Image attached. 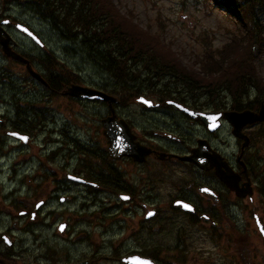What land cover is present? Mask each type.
Returning <instances> with one entry per match:
<instances>
[{
  "label": "flooded vegetation",
  "instance_id": "obj_1",
  "mask_svg": "<svg viewBox=\"0 0 264 264\" xmlns=\"http://www.w3.org/2000/svg\"><path fill=\"white\" fill-rule=\"evenodd\" d=\"M18 21L21 20L11 15H0V27L14 38ZM17 42V51L31 61L33 68L47 82L43 87L61 97L64 90L58 92L57 86L50 85L46 77L47 69L40 58H34L33 52H26L18 37ZM81 81L82 84H76L88 85L82 78ZM89 86L103 90L100 84ZM73 99L94 118L103 120L112 115L109 103ZM4 102L9 106L5 108ZM186 104L190 103L183 105ZM0 107L6 111L2 116L7 117L10 130L18 133L15 129L18 130L19 125L27 121L26 113L16 105L15 93L12 98L0 99ZM114 108L117 118L127 117L124 113L128 109L120 105ZM141 108L142 113L162 120L136 123L130 117V123L125 118L134 134H123L114 142L109 134L57 136V144L51 145L58 148V154L61 149L67 164L58 169V177L51 184L54 187L51 201L47 200L46 188L32 190L24 198H16L17 194L19 197L21 194L16 188L12 189L25 184L20 169L28 164L25 156L21 160L16 158L15 151L18 149V155L24 154V149L34 141V135L0 134V172L7 171L10 176L7 194L3 195L4 186L0 190L3 200L10 204L4 212H0V264H23L25 258L31 260L26 264H99L102 261L128 264L125 260L135 256L150 259L155 264H264V248L249 244V235L245 238L241 234L238 220L240 215L251 212L256 222L257 211L263 206L260 201L254 202V196L241 198L236 195L217 174V166L221 165V170L228 171L232 178L242 177L239 182L241 188H246L250 180L255 194L254 185L257 182L248 162L249 149L242 157L248 168L245 172L239 161L242 141H236L237 151L230 153V144L227 140L225 143L221 132L209 133L204 127L205 134H190L193 133L191 126H198L199 122L189 119L175 107L167 108L159 103L150 109ZM190 108L199 110L200 107ZM95 109L99 111L95 112ZM188 122L191 128L186 134L178 130ZM40 136L49 138L48 134ZM124 147L136 151L135 157H112L113 149L122 152ZM209 148L212 150L208 165L201 167L198 161L187 160L201 154L202 149ZM41 154L40 161L45 152ZM219 155L225 158L227 167L223 166ZM38 165V168L32 169L36 172L47 169L42 164ZM35 181H38V176ZM37 194L44 198H37ZM32 196L38 199L36 203L28 199ZM54 201L57 208L63 205L76 208V211L69 210L70 214L73 213L72 217L83 220L76 224H85L84 221L91 223V219L102 217L103 222L108 224L101 233L102 243L96 245L89 225L73 227L70 219H61V213H55L53 220L49 221L51 223H48L53 214L48 209ZM76 214L85 216L78 217ZM10 221L11 225L7 227ZM261 221L264 223V220ZM54 225L57 226V234L52 239L61 245V240H67L70 245L54 248L49 244V237L43 234L46 229H53ZM248 229L243 233L250 234Z\"/></svg>",
  "mask_w": 264,
  "mask_h": 264
},
{
  "label": "rangeland",
  "instance_id": "obj_2",
  "mask_svg": "<svg viewBox=\"0 0 264 264\" xmlns=\"http://www.w3.org/2000/svg\"><path fill=\"white\" fill-rule=\"evenodd\" d=\"M220 1L221 0H96L105 11L112 12V16H115V25L122 27L133 37L138 39V43H140L138 46L143 47L141 50H149V52L145 53L154 54L159 60L162 59L160 61L168 64L173 69L192 74L194 80H196L193 82L194 84H200L201 86L203 85L210 88H214L225 81L235 84L239 71L231 70V68L243 60H255L254 69L244 70H247L251 74L258 75L257 81L264 89V52L256 46L252 47V44L249 42L250 35H248L246 39L237 36L232 42L235 34L234 32L239 26L236 24V19L239 17L236 16L237 14H233V17H230L228 14L230 6L223 7L222 5H218L217 3ZM11 3L12 2L9 0H0V15L7 9L11 12L13 17L20 18L22 21L29 23L43 39L46 48H49L50 52H53V56L56 58L54 60L58 65L65 66L66 64L72 73L77 72L80 74L79 76L85 80L88 85L91 84L95 86L97 84H106L108 86L111 83L109 77L112 76L110 74H104L105 72H101L96 68L90 62L85 52L81 50L75 42H67L53 25L49 22L47 23L39 16L32 6L27 4L22 6L20 3L10 5ZM22 42L21 44H24L23 46L24 49L26 48V52L40 54L41 50L39 47H36L30 42L27 43V41ZM238 42L243 43V46L236 45L230 48V46L238 44ZM229 44L231 45L226 47ZM49 49L46 51H49ZM2 59L4 60V57L0 55V61H2ZM230 63L234 64L230 65ZM11 71L14 73L13 76H5V78L10 80V83L7 84L1 79V84H7L9 89L11 88V83L14 84L15 95L19 101H21L24 96L29 97L32 101V104L28 105L29 108H35V111L40 113V118L44 122L41 131L33 130L31 132L28 130L31 125L30 120H28L24 128H22L26 130L25 134L34 135V141L24 149V154L18 155L19 150L16 149L15 151L16 158L21 160L25 156L28 160V164L27 167H21L20 169V175L22 178H25V184L21 187H18V185L13 186L12 189L16 188L21 194V197L17 194L16 198H24L32 190L46 188L47 200L51 201L50 194L54 188L51 184L58 177V169L62 165L65 166L67 164V159L63 156L61 149H59V154H52L51 150L52 148H56V146L52 147L51 144H48V140L51 141V143L54 141L50 137L54 129L57 130L53 133L54 135L103 134V126L97 117L94 118L90 116L87 111H84L82 105L78 106L67 98L53 96L47 90H44L41 86L34 83L31 78H27L28 74L21 65L14 63L11 65ZM240 78L241 77L238 79ZM23 84L27 87L26 89ZM237 86L232 88L236 89ZM255 93L256 92L253 93L252 97ZM0 95H4L5 98H7L8 92L5 90L0 91ZM151 98L156 100L153 97ZM201 102L204 103L205 100ZM226 102L232 103V101L230 102L228 99ZM139 107L140 105L137 102L132 103L129 107V113L134 122L143 123L147 120H162L157 116L153 117L151 114L142 113ZM227 110H234L231 104L227 106ZM98 111L99 110L95 109V112ZM134 111H136V113H134ZM3 112L4 108L0 107V134H7V132H12L13 130L6 128L9 124L7 125L5 118L2 116ZM144 115H148V117ZM175 117L181 119L178 115H175ZM191 127L189 122L183 123L178 130L186 134L191 128L193 133L190 134H205L204 128L201 126ZM245 132L253 139V144L250 146L249 150H247V154L248 161L251 163L253 169L254 180L257 182L256 186L254 185L255 194H253L254 202H256L260 201V196L258 193V181L255 174L256 172L262 173L264 171V125L247 127ZM41 134H49V138L46 137L45 139L40 136ZM221 134H224L225 143L227 140L230 144L229 152L236 153L238 146L236 140L231 135L232 129L230 126H225ZM54 137L57 138V136ZM15 146L18 148L19 145L16 144ZM41 148L45 152V156L42 157L40 161L39 158L42 156L41 153L43 152ZM38 163L40 165L42 164V166L47 169L37 172L36 169L33 170L32 167H39ZM28 169L30 170L27 171ZM36 176H38V181H35ZM9 179L10 176L7 174V171H2L0 173V190L2 189L1 187H5L3 195L7 194ZM30 180L32 182H30ZM3 195H0V212H4L6 207H10V204L3 200ZM33 196L28 197V199L35 203L38 201V197L44 198L40 196V194L36 195V199V196ZM51 204L53 206H50L48 210L52 211L53 214L49 217L48 223H51L49 221L50 219L53 220V215L55 213H61V219H70L74 224L73 227L80 226V228H83V226L89 225V230L94 232L93 236L96 245L102 243L103 236H101V233L104 232L108 226L107 222H103L102 217L91 219V223L84 221L85 224H76L78 222L82 223L83 221L77 220L72 217L73 213H69V210L76 211V208L66 205L57 208L55 201ZM261 205L263 209L260 208L257 214L264 220V204L261 203ZM76 216L84 217L85 214H76ZM89 216L92 217V215ZM238 220L240 229H242V231H240L241 234H243L245 238L249 235V244L263 249L264 245H262V242L264 239L258 231L253 214L250 212L247 215H240ZM10 225L11 221L7 224V227H10ZM245 226L249 227V229L245 228ZM50 229L51 228L46 229L43 234L49 237L50 245L54 248H64L66 245H70L67 240H61V245L59 241L56 242L52 239V237H55L57 234L56 225L53 226V229ZM247 229L250 234L243 233V231L246 232ZM74 254H76V252H74ZM27 261L31 260L25 258L23 264H26ZM99 264L116 263L113 261H102Z\"/></svg>",
  "mask_w": 264,
  "mask_h": 264
},
{
  "label": "trees",
  "instance_id": "obj_3",
  "mask_svg": "<svg viewBox=\"0 0 264 264\" xmlns=\"http://www.w3.org/2000/svg\"><path fill=\"white\" fill-rule=\"evenodd\" d=\"M9 1L12 2L10 5L20 3L22 6L26 4L32 6L67 42H75L96 68L105 72L104 74H110L111 83L108 86L104 84L103 91L119 98L122 105H129L137 98L145 96L153 97L163 104H166L167 100L187 102L195 108L200 107L199 109L208 107L226 110L231 104L232 109L241 111L258 110L264 100V89L257 81L258 75L247 71L254 69L255 60H243L244 62L230 67L231 70L239 71L235 84L225 81L214 88L205 87L194 84L196 80L192 74L173 69L154 54L145 53L149 50H141L143 47L138 46L140 44L138 39L115 25V16H112V12L105 11L96 0ZM225 1V6H232L231 14H237L239 17L236 22L239 26L234 32L232 42L237 36L246 39L250 35L249 42L252 47L256 46L264 52V0ZM242 44L238 42L226 47L233 48L236 45L243 46ZM54 59L56 58L52 54H48L40 60L47 69L46 77L50 85L57 86L58 92L65 90L68 85L82 82L66 64L60 66ZM239 77L241 78L238 79ZM235 86L237 88L233 89ZM254 92L256 93L252 97ZM227 99L232 103H227ZM73 100L70 98V101ZM202 100L205 102L202 103ZM28 115L31 121L28 130L41 131L44 122L40 118V113L32 107ZM255 177L258 181L260 202L264 204V171L256 172Z\"/></svg>",
  "mask_w": 264,
  "mask_h": 264
},
{
  "label": "water",
  "instance_id": "obj_4",
  "mask_svg": "<svg viewBox=\"0 0 264 264\" xmlns=\"http://www.w3.org/2000/svg\"><path fill=\"white\" fill-rule=\"evenodd\" d=\"M18 28L24 34L35 38V35L26 25L20 23V25H18ZM3 33L5 34L7 39L2 38ZM3 33L0 34V49L8 57H11L15 60L27 63L28 64L27 68L30 74H32L37 79L42 80L41 77L33 71L28 61H26L18 53H15L12 51V49L10 48V45L15 44V41H13V39L9 35H7L5 32ZM65 95L75 97V98L87 99L90 101L101 100V101H107L110 103H118V100L112 96H109L93 88L79 86V85H72L71 87H68L67 91L65 92ZM139 101L143 102L148 107L153 106V102L145 98H141ZM170 104L175 105L179 110L185 112L186 114H189L193 119H200L212 132L216 131L217 129L221 127L220 119L223 116L221 113L196 112L188 108H185L176 102H170ZM224 118L232 125L234 136L239 139L245 140L243 144V149H244L245 147L249 146L250 139L244 135L243 129L248 125L264 123V102L261 104V108L259 112H253V111L228 112L224 114ZM103 124L105 128L104 134L106 135L109 134L113 142L116 139H119L123 134H133L129 125L124 120H116L115 115L105 119ZM135 154H136V151L132 149H128L127 147H124L122 152H117L116 149H113L112 151L113 158L118 157V155H127V156L135 157ZM219 158L223 162V159L221 157ZM187 160L192 161V162L198 161L199 162L198 164L201 167H204L205 165H208L211 161L209 150L202 149L201 154L198 153L196 157L193 156L191 158H187ZM241 164L243 165L245 172H247L245 164L243 162H241ZM223 166L227 167V163L225 161L223 162ZM217 169H218L217 174L220 177V179L223 182H225L236 193V195H238L241 198H245L247 196L248 197L253 196L254 192H253V188H252V184L250 180L246 183L245 185L246 188L245 187L241 188L239 186V182L242 178L241 176L232 178V176L229 174L228 171L224 172L221 170V165L217 166ZM256 223H257L260 233L264 237V224L260 221L258 216H256ZM125 261L128 264H155L150 259L142 258L139 256L128 258Z\"/></svg>",
  "mask_w": 264,
  "mask_h": 264
},
{
  "label": "bare ground",
  "instance_id": "obj_5",
  "mask_svg": "<svg viewBox=\"0 0 264 264\" xmlns=\"http://www.w3.org/2000/svg\"><path fill=\"white\" fill-rule=\"evenodd\" d=\"M24 8V7H23ZM65 32V31H64ZM60 37V36H59ZM46 40V39H45ZM72 40V39H71ZM28 43V42H27ZM73 44V43H72ZM92 45V44H91ZM23 46V45H22ZM26 49V48H25ZM38 50V49H37ZM53 50V49H52ZM37 65V64H36ZM55 82V81H54ZM108 83V82H107ZM91 85V84H90ZM96 86V85H95ZM5 181V180H4ZM16 185V184H15ZM127 232V231H126ZM109 250V249H108ZM89 255V254H88ZM87 255V256H88Z\"/></svg>",
  "mask_w": 264,
  "mask_h": 264
}]
</instances>
